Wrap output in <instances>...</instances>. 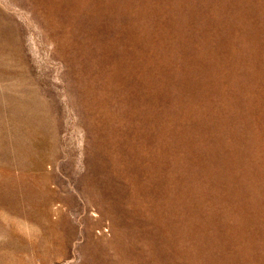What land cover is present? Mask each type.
<instances>
[{"label":"rangeland","instance_id":"1","mask_svg":"<svg viewBox=\"0 0 264 264\" xmlns=\"http://www.w3.org/2000/svg\"><path fill=\"white\" fill-rule=\"evenodd\" d=\"M0 264H264V0H0Z\"/></svg>","mask_w":264,"mask_h":264}]
</instances>
